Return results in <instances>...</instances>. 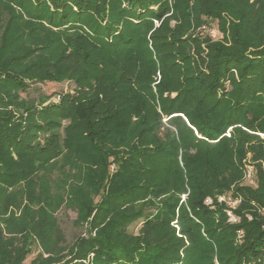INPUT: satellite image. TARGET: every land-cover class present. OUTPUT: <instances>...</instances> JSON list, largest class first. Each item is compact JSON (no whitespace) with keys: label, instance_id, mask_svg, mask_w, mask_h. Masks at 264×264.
Returning a JSON list of instances; mask_svg holds the SVG:
<instances>
[{"label":"trees","instance_id":"trees-1","mask_svg":"<svg viewBox=\"0 0 264 264\" xmlns=\"http://www.w3.org/2000/svg\"><path fill=\"white\" fill-rule=\"evenodd\" d=\"M0 264H264V0H0Z\"/></svg>","mask_w":264,"mask_h":264},{"label":"rangeland","instance_id":"rangeland-1","mask_svg":"<svg viewBox=\"0 0 264 264\" xmlns=\"http://www.w3.org/2000/svg\"><path fill=\"white\" fill-rule=\"evenodd\" d=\"M203 28L206 31V33H209L215 39H219L222 37L218 29V22L216 20H211L206 25H204ZM74 86L75 84L73 82L37 83V84L32 85L30 89V96L32 98H39L42 94L48 95L54 92L55 93L66 92V91L72 90ZM76 217H77L76 211L69 209V208L64 207L58 212V218H59L62 228L65 231L68 242H72L78 235L86 233L85 227L75 225L74 220ZM141 225H142V220H139L130 226V230L134 233H137ZM40 250L41 249L39 246H35L33 255L37 254Z\"/></svg>","mask_w":264,"mask_h":264},{"label":"built area","instance_id":"built-area-1","mask_svg":"<svg viewBox=\"0 0 264 264\" xmlns=\"http://www.w3.org/2000/svg\"><path fill=\"white\" fill-rule=\"evenodd\" d=\"M246 175H247V179L251 183H254V180H253V166L252 165H248L247 166ZM219 199L220 200H224V201H226L228 203V205L230 206V209L227 210V213L230 216V220L233 221V222H237L239 219L233 213L232 208H234L236 206V204L239 202V200L238 199L233 200L230 195H222V196H220ZM211 202H212L211 198H208L207 199V203H211ZM240 234H242V232H240Z\"/></svg>","mask_w":264,"mask_h":264}]
</instances>
